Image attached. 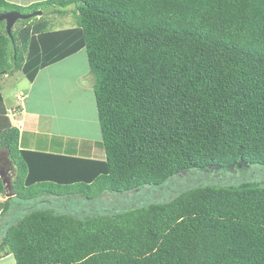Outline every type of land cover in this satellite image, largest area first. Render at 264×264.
<instances>
[{
    "label": "trees",
    "instance_id": "obj_1",
    "mask_svg": "<svg viewBox=\"0 0 264 264\" xmlns=\"http://www.w3.org/2000/svg\"><path fill=\"white\" fill-rule=\"evenodd\" d=\"M10 11L42 15L11 36L0 22V80L22 73L33 83L85 50L105 159L73 145L25 148L0 86V166L15 194L0 205V258L264 264V185L232 183L247 165L264 167V0H0V14ZM67 15L75 25L56 29ZM183 175L194 185L148 206L84 217L35 206L7 219L12 201H96Z\"/></svg>",
    "mask_w": 264,
    "mask_h": 264
},
{
    "label": "rangeland",
    "instance_id": "obj_2",
    "mask_svg": "<svg viewBox=\"0 0 264 264\" xmlns=\"http://www.w3.org/2000/svg\"><path fill=\"white\" fill-rule=\"evenodd\" d=\"M54 23L56 24V29L69 28L75 25L71 15L56 17L54 18ZM33 85L35 90L32 100L28 102V106L38 109V113L54 116L58 121L74 122V125L81 126L83 122H87L89 116L92 117L89 111L93 112L96 109L91 89L94 87V77L91 73L85 50L41 71ZM33 85L22 73H17L14 76H4L0 80L1 91L7 105L20 104V94L26 98L25 105H27L26 101L28 98L26 95ZM83 107L86 110H83ZM71 150L73 151V148ZM77 154L82 157L105 159V152L102 147L96 142L87 140L79 141ZM242 169L239 175L233 177V179L235 178L234 182H232L234 185L246 182H256L264 185L263 166L247 165ZM233 173H235V170H233ZM190 178V175L186 177L184 175L178 176L167 182L163 187L146 186L131 193H111L96 201L80 196L58 199L45 198L42 203H40L41 199L23 202L22 204L12 201L7 219L11 220L12 218L17 221L30 207L35 206L37 208L52 209L61 214H73L78 217H84L85 214H98L108 210L144 207L152 203L173 199L175 195L194 185L196 178ZM209 178H211V174ZM8 197L0 194V205ZM1 233L2 231L0 230V236ZM7 261L10 263L5 262V264H15L12 256Z\"/></svg>",
    "mask_w": 264,
    "mask_h": 264
},
{
    "label": "crops",
    "instance_id": "obj_3",
    "mask_svg": "<svg viewBox=\"0 0 264 264\" xmlns=\"http://www.w3.org/2000/svg\"><path fill=\"white\" fill-rule=\"evenodd\" d=\"M6 1L21 6H29L31 4L42 2L45 0ZM38 77L36 78V80L38 79ZM31 84L33 85L34 82ZM91 89L95 99L94 87ZM34 90L35 88L33 85L29 89V93L27 92V105H25L24 116H21L23 122V130L21 134L23 136V143L25 145V148H28L30 150H42L45 152H61L62 150L68 149L69 146L72 147L73 145L75 148L74 150L78 151V143L80 140H87L92 142L101 141V132L97 109H95L93 112L89 111L92 114V117L89 116L88 119L84 117L85 119H87V122H83L81 126L74 125V122L60 120L58 121L54 116L38 113V109H34L28 106V102L33 98ZM3 98L5 103L4 95ZM16 105H7L5 103L6 109H9ZM83 108V110H86L85 107ZM70 140L76 142H69ZM10 258V255L0 258V264H5V262H8L7 259Z\"/></svg>",
    "mask_w": 264,
    "mask_h": 264
},
{
    "label": "water",
    "instance_id": "obj_4",
    "mask_svg": "<svg viewBox=\"0 0 264 264\" xmlns=\"http://www.w3.org/2000/svg\"><path fill=\"white\" fill-rule=\"evenodd\" d=\"M42 12H36L32 14H22L18 11H10L7 13L0 14V22H5L6 23V29L8 34L11 36L12 35V30L16 23L20 20H27L35 16H41ZM1 171H0V177L2 179L5 191L7 196L11 197L14 194L13 192V187L14 183L12 180V177L10 176V170L8 169V166L3 165L2 167L0 166Z\"/></svg>",
    "mask_w": 264,
    "mask_h": 264
},
{
    "label": "clouds",
    "instance_id": "obj_5",
    "mask_svg": "<svg viewBox=\"0 0 264 264\" xmlns=\"http://www.w3.org/2000/svg\"><path fill=\"white\" fill-rule=\"evenodd\" d=\"M21 97H23V100L21 99ZM25 100H26V98L20 94V98H19L20 104H17L16 106H13V107L7 109V117L12 121V123L16 126V128H18L20 130V132H22L23 128L18 127V121L22 122L21 116H24V113H25ZM13 108L18 109L19 112L22 111V113H18L15 117H11L9 114V111ZM22 125H23V122H22ZM10 176H11V174H10ZM13 178L14 177H12V180H13Z\"/></svg>",
    "mask_w": 264,
    "mask_h": 264
},
{
    "label": "built area",
    "instance_id": "obj_6",
    "mask_svg": "<svg viewBox=\"0 0 264 264\" xmlns=\"http://www.w3.org/2000/svg\"><path fill=\"white\" fill-rule=\"evenodd\" d=\"M21 99L23 100V97H21ZM18 113H22L18 111V109L16 108H13L9 111V114L11 117H15ZM18 127L21 128L22 127V122L21 121H18Z\"/></svg>",
    "mask_w": 264,
    "mask_h": 264
}]
</instances>
